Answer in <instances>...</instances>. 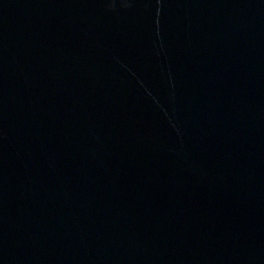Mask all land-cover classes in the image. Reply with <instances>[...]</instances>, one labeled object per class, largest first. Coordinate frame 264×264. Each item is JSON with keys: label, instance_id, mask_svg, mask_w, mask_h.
I'll return each mask as SVG.
<instances>
[{"label": "water", "instance_id": "95a60500", "mask_svg": "<svg viewBox=\"0 0 264 264\" xmlns=\"http://www.w3.org/2000/svg\"><path fill=\"white\" fill-rule=\"evenodd\" d=\"M0 264H264V0H0Z\"/></svg>", "mask_w": 264, "mask_h": 264}]
</instances>
